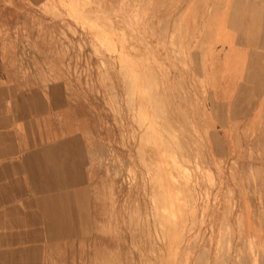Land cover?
<instances>
[{"label":"rangeland","instance_id":"rangeland-1","mask_svg":"<svg viewBox=\"0 0 264 264\" xmlns=\"http://www.w3.org/2000/svg\"><path fill=\"white\" fill-rule=\"evenodd\" d=\"M233 1L0 0V78L86 122L94 216L72 264H264V0H236L243 26Z\"/></svg>","mask_w":264,"mask_h":264},{"label":"crops","instance_id":"crops-1","mask_svg":"<svg viewBox=\"0 0 264 264\" xmlns=\"http://www.w3.org/2000/svg\"><path fill=\"white\" fill-rule=\"evenodd\" d=\"M153 1L179 6L182 0ZM257 61L264 65V58ZM1 77L0 264H72L74 246L81 255L87 246L94 216L89 202L94 159L82 136L86 122L74 120L72 109L60 111L49 91ZM257 106L258 117L264 115L259 87Z\"/></svg>","mask_w":264,"mask_h":264},{"label":"bare ground","instance_id":"bare-ground-1","mask_svg":"<svg viewBox=\"0 0 264 264\" xmlns=\"http://www.w3.org/2000/svg\"><path fill=\"white\" fill-rule=\"evenodd\" d=\"M61 1V0H60ZM101 1V0H100ZM123 1V0H122ZM73 2V1H72ZM95 2H96V0H95ZM65 3V2H64ZM67 4V3H66ZM124 4V3H123ZM89 5H91V4H89ZM132 5V4H131ZM130 5V6H131ZM66 6V5H65ZM128 7H129V5H128ZM80 9V8H79ZM91 9V8H90ZM242 7H239V4H238V2L235 0V1H233L231 4H230V6H229V8H228V11L229 10H235V12H236V14L238 15V17H239V20H240V15H241V13H243V11H242ZM101 11V10H100ZM99 12V11H98ZM83 13V12H82ZM119 13V12H118ZM123 13V12H122ZM129 13V12H128ZM94 14V13H93ZM74 15V14H73ZM70 16V15H69ZM74 17V16H73ZM99 17V16H98ZM102 19V18H101ZM90 20V19H89ZM106 20V19H105ZM91 21H92V19H91ZM90 21V22H91ZM107 25V24H106ZM129 25V24H128ZM260 25V24H259ZM105 26V25H104ZM112 27V26H111ZM90 28V27H89ZM91 29H93V28H91ZM105 29V28H104ZM108 29V28H107ZM243 33V40L245 39L246 41H252L253 43L256 41V40H258L257 38V34L255 33L256 32V30H253V28H252V30H250V27L249 26H244L243 27V31H242ZM123 36V35H122ZM98 37V36H97ZM112 38V37H111ZM133 39V38H132ZM225 41H230V48L231 49H234V47H235V45H236V41H237V39H239V37H238V33L236 32V30L235 29H232V28H229L228 27V25H227V31H226V33H225ZM102 40H103V38H102ZM140 40V39H139ZM176 40H177V38H176ZM107 41V40H106ZM105 41V42H106ZM117 41V40H116ZM177 42V41H176ZM109 44V43H108ZM101 49V48H100ZM107 49V48H106ZM121 50V49H120ZM253 51H255V52H257L258 54H260L261 52L260 51H258V50H255L254 48H251L250 46L248 47V48H244V50L242 51V58L243 59H245V62L246 61H248L249 60V58H251L252 57V53H253ZM103 52V51H102ZM126 53V52H125ZM147 56V55H146ZM106 57V56H105ZM131 57V56H130ZM112 58V57H111ZM139 59V58H138ZM141 59V58H140ZM132 62H133V60H132ZM123 63V62H122ZM148 63V62H147ZM134 64H135V62H134ZM136 65V64H135ZM145 65V64H144ZM107 66V65H106ZM121 66V65H120ZM130 68V67H129ZM131 71V70H130ZM144 71V70H143ZM155 72V71H154ZM140 74V73H139ZM132 76V75H131ZM158 76V75H157ZM137 77V76H136ZM161 79V78H160ZM128 80V79H127ZM106 81V80H105ZM110 81V80H109ZM130 81V80H129ZM128 82V81H127ZM126 82V83H127ZM131 82V81H130ZM130 82H129V84H130ZM152 82V81H151ZM153 83V82H152ZM167 83V82H166ZM112 84V83H111ZM128 84V83H127ZM145 85H147V84H145ZM134 86V85H133ZM129 87V86H128ZM147 87V86H146ZM145 87V88H146ZM115 88V87H114ZM143 88V87H142ZM168 89V88H167ZM151 90V89H150ZM149 90V91H150ZM152 90H153V88H152ZM151 90V91H152ZM150 91V92H151ZM134 92V91H133ZM112 93V92H111ZM117 93V92H116ZM109 94V93H108ZM143 95V94H142ZM145 95V94H144ZM128 96V95H127ZM134 95H132V97H133ZM140 96V95H139ZM138 96V97H139ZM147 96H148V94H147ZM157 96V95H156ZM166 96V95H165ZM129 97H131V96H128V98ZM150 97V96H149ZM153 97V96H152ZM127 98V97H126ZM155 98V97H154ZM117 99V98H116ZM115 99V100H116ZM132 99V98H131ZM136 99V98H135ZM145 99V98H144ZM146 99H148V98H146ZM150 99V98H149ZM171 99V98H170ZM138 100V99H137ZM163 100H164V98H163ZM132 101V100H131ZM173 101V100H172ZM117 103H118V101H117ZM134 103H135V101H134ZM142 103H144V102H142ZM149 103H150V101H149ZM174 103V102H173ZM119 104V103H118ZM138 104H140V103H138ZM145 104V103H144ZM148 105V104H147ZM164 105H166V104H164ZM117 106V105H116ZM154 106V105H153ZM159 106V105H158ZM134 107V106H133ZM139 107H140V105H139ZM148 107V106H147ZM151 107H152V105H151ZM144 108V107H143ZM166 108H167V106H166ZM138 109V108H137ZM145 109V108H144ZM150 109H152V108H150ZM154 109V108H153ZM143 110V109H142ZM146 110V109H145ZM167 110V109H166ZM138 111V110H137ZM144 111V110H143ZM182 111V110H181ZM147 112V111H146ZM164 112V111H163ZM139 113H141V112H139ZM145 113V112H144ZM153 113H155V112H153ZM170 113V112H169ZM142 114V113H141ZM152 114V113H151ZM163 114V113H162ZM135 114L133 113V116H134ZM139 115V114H138ZM146 115H148V114H146ZM143 116V115H142ZM154 116V115H153ZM152 115H151V117H153ZM140 117V116H139ZM160 117V116H159ZM154 118V117H153ZM163 118V117H162ZM141 119V118H140ZM142 119H143V117H142ZM146 119H148V118H146ZM208 119H210V120H212V119H215V117H212V118H208ZM145 120V119H144ZM153 120V119H152ZM156 119L154 118V121H155ZM143 121V120H142ZM189 121V120H188ZM158 122V121H157ZM137 123V122H136ZM139 125V124H138ZM144 125V124H143ZM168 125V124H167ZM141 128V127H140ZM148 128V127H147ZM153 128V127H152ZM163 128V127H162ZM168 129V128H167ZM153 130V129H152ZM159 130V129H158ZM173 130V129H172ZM171 129H170V131H172ZM148 131H149V129H148ZM159 132H160V130H159ZM167 132V131H166ZM169 132V131H168ZM137 133V132H136ZM149 133V132H148ZM157 134V133H156ZM162 134V133H161ZM170 134V133H169ZM149 136H150V134H149ZM153 136V135H152ZM159 136V135H158ZM146 138V137H145ZM158 138V137H157ZM172 138V137H171ZM176 138V137H175ZM148 139V138H147ZM155 139H156V137H155ZM154 139V140H155ZM176 139H178V138H176ZM176 139H173L172 141H176ZM167 140V139H166ZM165 140V141H166ZM140 141V140H139ZM150 141V140H149ZM178 141V140H177ZM184 141H185V139H184ZM188 141V140H187ZM146 142V141H145ZM144 142V143H145ZM195 142V141H194ZM156 143V142H155ZM170 143V142H169ZM189 143H190V141H189ZM163 144V143H162ZM172 144V143H171ZM140 145V144H139ZM139 145H137V146H139ZM154 145V144H153ZM156 145H157V143H156ZM144 146V145H143ZM150 146V145H149ZM173 146V145H172ZM180 146V145H179ZM146 147V146H145ZM152 147V146H151ZM175 147V146H174ZM143 148V147H142ZM152 148H154V147H152ZM152 148H150L151 150H152ZM173 148V147H172ZM141 149V148H140ZM147 149V148H146ZM161 149V148H160ZM182 149V148H181ZM185 149V148H184ZM150 150V151H151ZM155 150V149H154ZM169 150V149H168ZM171 150V149H170ZM173 150V149H172ZM177 149H175V151H176ZM179 150V149H178ZM142 151V150H141ZM146 151H148V150H146ZM185 151V150H184ZM152 153V152H151ZM154 153H155V151H154ZM159 154V153H158ZM161 154V153H160ZM175 154V153H174ZM178 154V153H177ZM179 154H181V153H179ZM184 154V153H183ZM186 154V153H185ZM145 155H146V153H145ZM197 155V154H196ZM156 156V155H155ZM150 157V156H149ZM179 157H181V156H179ZM190 157V156H189ZM153 158V157H152ZM160 158V157H159ZM140 159V158H139ZM147 159V158H146ZM157 159V158H156ZM151 160V159H150ZM154 160V159H153ZM191 160V159H190ZM147 161V160H146ZM180 161V160H179ZM151 162V161H150ZM207 162V161H206ZM142 163V162H141ZM156 164V163H155ZM154 164V165H155ZM186 164H187V162H186ZM151 165V164H150ZM153 165V164H152ZM153 165V166H154ZM164 165V164H163ZM166 165V164H165ZM171 165V164H170ZM209 165V164H208ZM179 166V165H178ZM186 166V165H185ZM152 167V166H151ZM189 167V166H188ZM162 168V167H161ZM172 168V167H171ZM158 169H159V167H158ZM173 169V168H172ZM171 169V170H172ZM166 170V169H165ZM212 170V169H211ZM133 171V170H132ZM192 171V170H191ZM175 172V171H174ZM136 174V173H135ZM164 174V173H163ZM178 174V173H177ZM133 175V174H132ZM158 176V175H157ZM176 177V176H175ZM134 178H135V175H134ZM158 178V177H157ZM179 178V177H178ZM190 178V177H189ZM143 179V178H142ZM163 179H165V178H163ZM162 179V180H163ZM192 179V178H191ZM135 180V179H134ZM155 180V179H154ZM154 180H152V181H154ZM181 180V179H180ZM242 180V179H241ZM247 181V180H246ZM173 182H175V181H173ZM183 182V181H182ZM155 183V182H154ZM169 183V182H168ZM150 184H152V183H150ZM158 184V183H157ZM163 184V183H162ZM165 184H166V182H165ZM187 184V183H186ZM201 185H202V183H201ZM165 186V185H164ZM166 186H168V185H166ZM165 186V187H166ZM182 186V185H181ZM159 187V186H158ZM169 187V186H168ZM184 187V186H183ZM182 187V188H183ZM164 188V187H163ZM180 189V188H179ZM187 189V188H186ZM185 189V190H186ZM242 189V188H241ZM159 190H160V188H159ZM167 190H169V188L167 189ZM175 190V189H174ZM181 190V189H180ZM183 190V189H182ZM204 190V189H203ZM178 191V190H177ZM242 191V190H241ZM169 192V191H168ZM174 192H176V191H174ZM181 192V191H180ZM243 192H244V190H243ZM252 192V191H251ZM186 193H188V192H186ZM193 193V192H192ZM258 193V192H257ZM171 195H172V193H170ZM175 194V193H174ZM184 194V193H183ZM202 195V194H201ZM196 196V195H195ZM173 197V196H172ZM177 197V196H176ZM183 198H184V196H182ZM201 197H203V196H201ZM155 198V197H154ZM174 198V197H173ZM172 198V199H173ZM181 198V197H180ZM192 198V197H191ZM190 198V199H191ZM151 199V198H150ZM171 199V200H172ZM176 199V198H175ZM202 200V199H201ZM190 201H192V200H190ZM179 203V202H178ZM186 203V202H185ZM256 203V202H255ZM155 204V203H154ZM175 204H177V203H175ZM180 204V203H179ZM166 205V204H165ZM174 205V204H173ZM197 205V204H196ZM152 206V205H151ZM169 206V205H168ZM178 206V205H177ZM183 206V205H182ZM157 207V206H156ZM170 207H172V206H170ZM175 207V206H174ZM194 207H195V205H194ZM190 209H193L192 208V206H191V208ZM176 210V209H175ZM155 211H156V209H155ZM195 211V210H194ZM166 212H167V210H166ZM187 212V211H186ZM196 212H197V210H196ZM173 213H175V212H173ZM179 213V212H178ZM181 213V212H180ZM183 213H184V211H183ZM185 214V213H184ZM187 214V213H186ZM241 214V213H240ZM157 215V214H156ZM171 215V214H170ZM188 215H189V213H188ZM206 215V214H205ZM176 216V215H175ZM180 216V215H179ZM191 216V215H190ZM195 216V215H194ZM132 217V216H131ZM155 217V216H154ZM182 217V216H181ZM180 217V218H181ZM183 217H184V215H183ZM186 217V216H185ZM240 217V216H239ZM242 217V216H241ZM262 217V216H261ZM196 218H198V217H196ZM195 218V219H196ZM243 218V217H242ZM163 219V218H162ZM191 219V218H190ZM261 219V218H260ZM132 220V219H131ZM164 220V219H163ZM176 220V219H175ZM187 220V219H186ZM240 220H242V219H240ZM173 221V220H172ZM178 221V220H177ZM180 221V220H179ZM178 221V222H179ZM188 221V220H187ZM190 221V220H189ZM192 221V220H191ZM161 222V221H160ZM184 222V221H183ZM197 222V221H196ZM245 222V221H244ZM139 223H140V221H139ZM156 223V222H155ZM174 223H177V222H174ZM181 223V222H180ZM148 224V223H147ZM179 224V223H178ZM167 225H169L170 226V224H167ZM177 225V224H176ZM188 225H190V224H188ZM198 225V224H197ZM160 226H161V224H160ZM168 226V227H169ZM175 226V225H174ZM140 227V226H139ZM148 227V226H147ZM167 227V228H168ZM196 227V226H195ZM111 228V227H110ZM165 228V227H164ZM163 228V229H164ZM172 228V227H171ZM179 228V227H178ZM104 229V228H103ZM163 229H162V231H163ZM166 229V228H165ZM185 229V228H184ZM242 229V228H241ZM244 229H245V227H244ZM115 230V229H114ZM238 230V229H237ZM112 231V230H111ZM193 231H194V229H193ZM257 231V230H256ZM164 232V231H163ZM182 232V231H181ZM133 233V232H132ZM174 233H177V231L176 232H174ZM183 233H185L184 231H183ZM189 233V232H188ZM231 233V232H230ZM253 233V232H252ZM255 233V232H254ZM134 235V234H133ZM163 235V234H162ZM164 236V235H163ZM166 236V235H165ZM174 236V235H173ZM200 236V235H199ZM205 236V235H204ZM171 237V236H170ZM176 237V236H175ZM139 238V237H138ZM180 238H181V236H180ZM141 239V238H140ZM182 239H184V238H182ZM234 239V238H233ZM171 241V240H170ZM177 241V240H176ZM184 241V240H183ZM134 242H135V240H134ZM183 243V242H182ZM247 243V242H246ZM245 244V243H244ZM158 245V244H157ZM182 245V244H181ZM228 245V244H227ZM246 245V244H245ZM257 245V244H256ZM175 246V245H174ZM177 246H178V244H177ZM188 246V245H187ZM219 246V245H218ZM233 246V245H232ZM254 247H255V245H254ZM206 248V247H205ZM236 249H237V247H236ZM118 251V250H117ZM153 251V250H152ZM173 251V250H172ZM225 252V251H224ZM236 252V251H235ZM167 253H170V252H167ZM186 252H184V254H185ZM113 254V253H112ZM241 254V253H240ZM169 255V254H168ZM243 255V254H242ZM257 255V254H256ZM261 257V256H260ZM162 258V257H161ZM216 258V257H215ZM177 259V258H176ZM236 259V258H235ZM241 259H242V257H241ZM174 260V259H173ZM248 260V259H247ZM250 260V259H249ZM181 261H183V260H180V262ZM195 261V260H194ZM109 262H111V261H109ZM114 262V261H113ZM171 262V261H170ZM174 262V261H173ZM233 262V261H232ZM112 263V262H111ZM156 263V262H155ZM168 263H169V261H168ZM215 263V262H214ZM250 263H251V261H250ZM249 263V264H250ZM113 264V263H112ZM115 264V263H114ZM181 264V263H180ZM196 264V263H195ZM204 264V263H203Z\"/></svg>","mask_w":264,"mask_h":264}]
</instances>
